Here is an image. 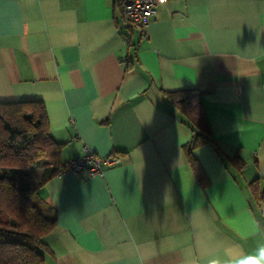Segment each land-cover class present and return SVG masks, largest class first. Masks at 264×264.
<instances>
[{"label":"crops","instance_id":"0c3cea01","mask_svg":"<svg viewBox=\"0 0 264 264\" xmlns=\"http://www.w3.org/2000/svg\"><path fill=\"white\" fill-rule=\"evenodd\" d=\"M197 89L213 143L164 92ZM39 100L59 161L115 154L102 175L64 171L44 264H211L258 255L264 213V0H168L144 32L116 0H0V101Z\"/></svg>","mask_w":264,"mask_h":264},{"label":"trees","instance_id":"16d2710c","mask_svg":"<svg viewBox=\"0 0 264 264\" xmlns=\"http://www.w3.org/2000/svg\"><path fill=\"white\" fill-rule=\"evenodd\" d=\"M185 115L194 134L185 145L189 166L200 182L201 167L191 150L213 143L197 89L164 92ZM62 143L53 139L44 105L39 100L0 101V264H44L45 237L56 224V209L38 193L66 163L59 161ZM45 164L37 187L27 182L28 171ZM254 203L264 213V190L258 179L249 182Z\"/></svg>","mask_w":264,"mask_h":264},{"label":"built area","instance_id":"2783aa9c","mask_svg":"<svg viewBox=\"0 0 264 264\" xmlns=\"http://www.w3.org/2000/svg\"><path fill=\"white\" fill-rule=\"evenodd\" d=\"M168 0H116L123 22L126 28H136L144 32L149 20L154 17L157 10ZM120 158L115 154L105 157L96 155L89 147L83 146L82 154L71 158L66 162L64 171H70L73 174L86 173L87 175H102L103 166L116 165ZM61 172V173H62Z\"/></svg>","mask_w":264,"mask_h":264},{"label":"clouds","instance_id":"9594fccd","mask_svg":"<svg viewBox=\"0 0 264 264\" xmlns=\"http://www.w3.org/2000/svg\"><path fill=\"white\" fill-rule=\"evenodd\" d=\"M211 264H264V246L258 249L256 256H245L235 260H213Z\"/></svg>","mask_w":264,"mask_h":264},{"label":"rangeland","instance_id":"374dc122","mask_svg":"<svg viewBox=\"0 0 264 264\" xmlns=\"http://www.w3.org/2000/svg\"><path fill=\"white\" fill-rule=\"evenodd\" d=\"M45 164V160L41 159L35 166L30 168L28 171V176L26 178V182L31 187H37L40 183V177L42 175V170Z\"/></svg>","mask_w":264,"mask_h":264}]
</instances>
